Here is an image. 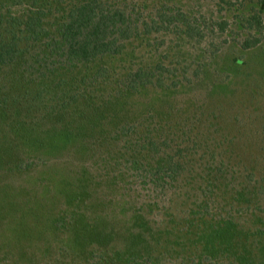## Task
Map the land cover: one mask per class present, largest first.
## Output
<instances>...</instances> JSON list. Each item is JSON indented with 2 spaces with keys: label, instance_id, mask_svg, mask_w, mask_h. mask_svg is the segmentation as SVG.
Returning a JSON list of instances; mask_svg holds the SVG:
<instances>
[{
  "label": "trees",
  "instance_id": "1",
  "mask_svg": "<svg viewBox=\"0 0 264 264\" xmlns=\"http://www.w3.org/2000/svg\"><path fill=\"white\" fill-rule=\"evenodd\" d=\"M126 21L94 1L73 5L53 31L38 9L0 21V163L20 150L47 160L96 157L93 168L53 171L45 188L51 202L62 198L55 227L84 223L100 264H162V242L171 240L217 258L231 240L248 238L239 222L264 211V179L224 147L214 114L169 101L143 107L149 93L170 98L186 86L187 71L118 64L132 38ZM115 242L144 249H105Z\"/></svg>",
  "mask_w": 264,
  "mask_h": 264
},
{
  "label": "rangeland",
  "instance_id": "2",
  "mask_svg": "<svg viewBox=\"0 0 264 264\" xmlns=\"http://www.w3.org/2000/svg\"><path fill=\"white\" fill-rule=\"evenodd\" d=\"M85 1L111 13L120 11L127 19L132 38L118 64L161 63L180 77L187 71L186 86L170 98L149 93L142 100L145 109L169 101L191 112L202 108L214 114L218 135L229 141L224 147L239 155L242 164L254 165L257 178L264 179V0H0V21L38 9L45 12L46 25L53 31L73 5ZM43 126L48 129L49 121ZM96 160H47L21 150L1 160L0 264H100V244L84 223L55 227L62 198L51 202L45 188L53 171L60 176L82 164L93 168ZM262 222L264 211L247 212L238 229L248 238L231 240L211 260L185 251L175 240L164 241L161 247L169 252L162 264H264V236L256 234ZM117 243L104 247L110 253L144 249ZM113 260L108 264L123 263Z\"/></svg>",
  "mask_w": 264,
  "mask_h": 264
}]
</instances>
